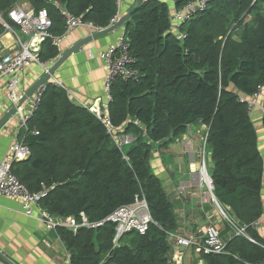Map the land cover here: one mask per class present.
<instances>
[{"label":"trees","instance_id":"obj_1","mask_svg":"<svg viewBox=\"0 0 264 264\" xmlns=\"http://www.w3.org/2000/svg\"><path fill=\"white\" fill-rule=\"evenodd\" d=\"M18 1L0 0V12L7 14ZM27 1L36 11L48 10L55 36L66 31L56 3L100 29L109 28L118 14L116 0ZM191 1L174 0L175 7ZM180 31L183 40L172 28L168 4L160 0H143L126 23L134 61L129 68L136 78L114 79L107 113L115 127L135 138L128 146L120 149L102 121L54 83L46 85L28 131L21 132L32 155L12 170L29 192L48 189L41 207L51 215L79 218L84 213L99 221L139 195L149 206L153 222L148 232L125 235L119 247L113 244L112 224L77 234L58 228L70 264L169 263L168 236L178 221L150 158L155 144L197 123L209 127L213 193L254 240L233 235L223 253L202 254V259L205 264H264V239L254 228L264 214V159L247 103L241 101L264 82V0H209ZM57 56L47 41L41 60Z\"/></svg>","mask_w":264,"mask_h":264},{"label":"crops","instance_id":"obj_2","mask_svg":"<svg viewBox=\"0 0 264 264\" xmlns=\"http://www.w3.org/2000/svg\"><path fill=\"white\" fill-rule=\"evenodd\" d=\"M160 1L168 4L172 21L177 10L174 0ZM137 3L138 0H123L121 10L117 14L118 18L116 17L118 21L134 10ZM17 5L25 9H34L27 0H20ZM123 25L107 35L88 42L81 50L75 52L58 69L49 83L62 87L74 104L89 110L100 109L106 113L110 95L105 91L107 73L99 56L101 52L118 43L126 23ZM99 32L89 28L65 31L63 35H59L61 37L59 46H54L58 56L47 62L56 63L74 46ZM5 35L3 31L0 37L7 43ZM45 75V71L39 65H31L21 75L18 93L24 95ZM7 94L6 81L1 80L0 120L16 106L8 100ZM259 104L264 108V102ZM20 109L22 111H18L0 132V161L4 160L14 142H24L18 125L21 112L26 111L27 105ZM250 117L257 130L258 146L264 159L263 109L254 108ZM208 133L207 125L197 123L190 125L183 134L173 137L169 142L155 144L152 149L151 169L161 181L167 198L173 204L178 221L176 231L168 236L171 246L168 264H205L196 246L203 243L205 230L209 225L216 226L226 242L233 236L232 231L226 232L225 221L219 208L213 202L211 192L199 182L202 163L206 164L209 174L214 167L212 150L207 143ZM127 137L131 138L130 144L135 139L131 135ZM255 224H257L254 227L255 230L264 239V214ZM176 237L192 240L195 247L189 250H179L176 246ZM0 253L6 254L15 264H70V253L57 232L47 231L41 221L26 217L18 202L5 198H0Z\"/></svg>","mask_w":264,"mask_h":264},{"label":"built area","instance_id":"obj_3","mask_svg":"<svg viewBox=\"0 0 264 264\" xmlns=\"http://www.w3.org/2000/svg\"><path fill=\"white\" fill-rule=\"evenodd\" d=\"M122 1L116 0L118 14L121 10ZM208 3L209 0H193L175 11L172 17V28L178 40H183L184 38L180 27L189 22L195 14L204 11ZM56 6L65 18L66 32L78 28L103 31V29L87 23L82 17L70 15L62 5L56 3ZM117 18L114 19L111 26L118 21ZM0 27L4 30L6 34L5 38L8 40L5 43L0 37V81H6L8 100L17 106L23 96V94L18 93L21 75L33 64L39 65L45 73H48L54 63L42 62L39 54L42 46L47 41H51L53 46H59L61 37L55 36L51 32L53 23L47 9L36 11L34 9H25L17 4L7 14L0 12ZM99 58L107 73L105 83L107 94L110 93V87L116 77H121L124 80L136 78V74L129 68L134 61L129 55V45L124 32L118 43L101 52ZM60 86L62 85L60 84ZM45 90L46 85L40 86L28 99L26 103L27 109L21 112L22 114L20 115L19 132L28 131V123L37 112ZM241 101L247 103L249 114L256 107H260L264 111V108L259 104L260 102H264V82L250 98L243 97ZM90 110L102 121L107 129V133L120 149L130 144L131 138L123 134L124 129L122 127H115L112 124L107 112L105 113L100 109ZM19 111H22V109H19ZM34 134L38 135V132H34ZM31 155L32 151L30 147L23 142L17 141L10 146L4 160L0 161V198L18 202L23 214L28 218L41 221L47 231L57 232L58 228H63L77 234L83 228L99 230L107 224H112L115 227L114 247H119L122 238L129 233L137 232L140 235H145L148 232L149 225L153 220L144 195L137 196L132 204L118 208L108 217L99 221H90L84 213L79 218H62L51 215L41 207V200L46 196L48 189L42 186V190L38 193L29 192L12 170V166L15 163L27 161ZM199 182L211 192L213 202L219 208L223 220L229 224L233 232L232 234L234 236L245 237L254 243V240L247 233V226H240L231 220L218 203L213 193V181L205 163H202L200 167ZM256 225L254 224V227ZM176 242L179 250H189L195 247L193 241L188 238L176 237ZM225 247L226 240L222 237L218 228L214 225H209L205 230L203 243L196 246V250L206 255L221 254L224 252ZM0 264L7 263L0 260Z\"/></svg>","mask_w":264,"mask_h":264},{"label":"water","instance_id":"obj_4","mask_svg":"<svg viewBox=\"0 0 264 264\" xmlns=\"http://www.w3.org/2000/svg\"><path fill=\"white\" fill-rule=\"evenodd\" d=\"M142 3V0H138L137 6H140ZM135 7V8H136ZM134 8V9H135ZM133 10H131L127 15L120 18L118 22H116L113 26H110L109 28L105 29L104 31H101L99 33H96L95 35L85 39L81 43L74 46L72 49H70L68 52H66L63 56H61L54 65L51 66L48 73H45L46 75L38 80L35 84L31 86V88L22 96L19 104L10 110L1 120H0V132L3 130V128L14 118V116L17 114L20 108L24 107L28 101V99L35 93V91L42 85H47L50 80L54 77L58 69L77 51L81 50L88 42H91L95 40L98 37H102L104 35H107L122 26H124V23H127L130 20L131 14ZM28 161V160H27ZM24 161V162H27ZM212 180V178H211ZM0 260L6 262L7 264H15L12 260L8 258L6 254L0 253Z\"/></svg>","mask_w":264,"mask_h":264},{"label":"rangeland","instance_id":"obj_5","mask_svg":"<svg viewBox=\"0 0 264 264\" xmlns=\"http://www.w3.org/2000/svg\"><path fill=\"white\" fill-rule=\"evenodd\" d=\"M125 146H126V145H125ZM125 146H124V147H125Z\"/></svg>","mask_w":264,"mask_h":264}]
</instances>
